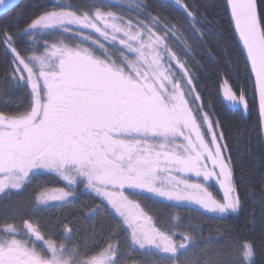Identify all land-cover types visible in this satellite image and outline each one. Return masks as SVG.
Listing matches in <instances>:
<instances>
[{"label":"snow or ice","instance_id":"1","mask_svg":"<svg viewBox=\"0 0 264 264\" xmlns=\"http://www.w3.org/2000/svg\"><path fill=\"white\" fill-rule=\"evenodd\" d=\"M12 7L0 0V15ZM168 7L140 0L125 19L105 5H56L25 26L19 17L0 24L6 58L0 75L27 96L25 107L0 112V193L52 175L64 187L53 195L41 186L34 206L73 205L83 189L100 203L81 208V216L106 211L114 218L106 239L91 249L53 238L57 229L64 239L75 235L71 216L55 225L31 214L0 221V264H119L123 236L129 247L178 259L191 237L174 239L176 232L153 220L136 196L194 203L221 215L243 210L225 126L201 87L196 42L184 36L191 30L203 44L198 7L175 0L183 23L158 10ZM227 7L248 78L233 82L231 73L214 69L216 92L248 112L250 79L264 134V0H227ZM213 181L223 189L220 199L210 191ZM222 239L227 248L217 264H255L254 240L237 259Z\"/></svg>","mask_w":264,"mask_h":264},{"label":"trees","instance_id":"2","mask_svg":"<svg viewBox=\"0 0 264 264\" xmlns=\"http://www.w3.org/2000/svg\"><path fill=\"white\" fill-rule=\"evenodd\" d=\"M140 0H22L7 16L0 17V24L6 20L11 22L19 17V25L25 26L30 18H34L44 11L52 10L56 5L89 6L105 5L118 16L124 15L127 19L136 13L133 9ZM161 3L162 0H155ZM169 7L158 9L164 15L175 16L183 23L184 13L181 8L175 7V0H163ZM198 7V23L196 27L204 33L203 44H200L196 34L191 30L184 32L189 44L197 49V60L200 67L197 74L201 79V87H206L204 95L209 99L216 115L221 118L226 130V139L229 151L235 165V176L244 191V206L240 213L224 215H208L189 207H176L171 204L161 203L152 199H141V208L147 212L153 220H159L168 229L177 235L191 237L189 244L207 246V244L219 245L225 252L223 237H227L231 243V252L235 255L241 251V246L248 241L256 242L255 264H264V233L261 232V223L264 221V194L261 193V185L264 184V139L258 127V102L253 99L251 80L247 79L250 111L244 114L239 106H234L223 98L222 92H216V71L228 75L231 73L233 82L244 83L248 78V69L245 57L240 51L238 38L234 32L229 9L226 0H187ZM183 31V29H182ZM47 38V37H45ZM24 42H30L27 36L21 37ZM5 56L0 50V74L5 68ZM214 69L216 71H214ZM27 104L26 92L17 88L11 81L3 79L0 75V112L12 113ZM210 191L214 198L223 196L222 189L215 181L210 182ZM56 186H62L55 181ZM43 184L34 183L25 189L22 198H16L8 209L2 210L1 215L20 219L25 215H35L41 222L55 225L65 217H72L77 225L74 236L64 239V236L56 231L53 237L57 242L67 243L69 247L87 246L94 248L102 239H106L114 218L106 211L98 212L95 217H84L79 214L81 208L86 205L96 206L100 201L93 194L81 189L76 193V201L73 205L61 204L50 207H34V195L38 190H44ZM126 236L121 238V254L119 264H178V259L161 256L154 251L142 252L126 243ZM102 248L97 251H101ZM94 255L96 253H93ZM239 258V257H238Z\"/></svg>","mask_w":264,"mask_h":264},{"label":"rangeland","instance_id":"3","mask_svg":"<svg viewBox=\"0 0 264 264\" xmlns=\"http://www.w3.org/2000/svg\"><path fill=\"white\" fill-rule=\"evenodd\" d=\"M98 35V34H97ZM58 180L55 176L52 175H38L34 177L32 182L27 185L23 190L28 189L30 185H33L34 183L38 184H43V186L47 189L50 190V194H55L56 189L64 187L62 186H56L55 181ZM222 189V188H221ZM20 189H13L14 192L19 191ZM38 191H43V190H38ZM36 192V194L38 193ZM84 191V190H83ZM223 192V189H222ZM88 193V192H87ZM35 194V195H36ZM34 195V196H35ZM135 200L139 203V198L141 199H152L154 201H158L161 203H167L174 205L176 207H189L192 209H197L205 214L208 215H220L218 213H213V212H208L200 208L199 206L195 205L194 203H184V202H169V201H164V200H158L154 196H149V195H144V196H136L134 197ZM64 203L56 202V201H50L48 205H40L37 207L45 208V207H50L53 205H61ZM35 206H33L34 209ZM182 236L177 235L174 237V239H181ZM155 253L168 257V258H174L172 254H164L160 251L152 250ZM237 259L239 257V254L235 255L232 253ZM175 256H178V264H217V261L221 260L224 257V251L219 247V245H213V244H207V246H196V245H191L187 244L184 249H182L179 253L175 254Z\"/></svg>","mask_w":264,"mask_h":264},{"label":"flooded vegetation","instance_id":"4","mask_svg":"<svg viewBox=\"0 0 264 264\" xmlns=\"http://www.w3.org/2000/svg\"><path fill=\"white\" fill-rule=\"evenodd\" d=\"M24 191L25 190L20 189L19 191L14 192L13 189H11V190H7L5 193H0V221L6 220V219L7 220L12 219V217L10 218L9 216L4 218L1 215L2 210L3 209L5 210L6 208L8 209L9 205L13 204L16 198H22L25 194ZM16 220L19 221V219H16Z\"/></svg>","mask_w":264,"mask_h":264},{"label":"water","instance_id":"5","mask_svg":"<svg viewBox=\"0 0 264 264\" xmlns=\"http://www.w3.org/2000/svg\"><path fill=\"white\" fill-rule=\"evenodd\" d=\"M22 0H8V3L10 4V5H18L20 2H21ZM227 1V0H226ZM14 7H12L11 8V10L13 9ZM10 10V11H11ZM0 11H2V10H0ZM9 12V11H8ZM229 12H230V10H229ZM1 16H3V15H0V17ZM232 24H233V22H232ZM233 27H234V25H233ZM236 36H237V34H236ZM238 38V37H237ZM258 102V101H257ZM244 114H246V112H244V111H242ZM263 139H264V134H263Z\"/></svg>","mask_w":264,"mask_h":264}]
</instances>
